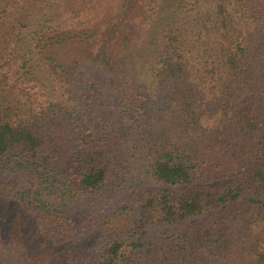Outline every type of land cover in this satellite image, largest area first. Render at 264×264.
Wrapping results in <instances>:
<instances>
[{"label":"trees","instance_id":"16d2710c","mask_svg":"<svg viewBox=\"0 0 264 264\" xmlns=\"http://www.w3.org/2000/svg\"><path fill=\"white\" fill-rule=\"evenodd\" d=\"M0 170V264H264V0H0Z\"/></svg>","mask_w":264,"mask_h":264},{"label":"rangeland","instance_id":"374dc122","mask_svg":"<svg viewBox=\"0 0 264 264\" xmlns=\"http://www.w3.org/2000/svg\"><path fill=\"white\" fill-rule=\"evenodd\" d=\"M68 89V88H66ZM74 91V94L76 91L71 88L69 89ZM66 91L60 90V94L64 95L63 100H70L68 97V94H65ZM60 96V95H59ZM72 102V101H71ZM77 101L74 102L76 104ZM104 102L105 104H109V99L105 96L104 97ZM77 110H84L87 111L86 107H77ZM105 114H113L115 115L114 120L117 122L118 125L122 127H130L131 123L128 121L126 118L118 114L115 110V108H108L107 106L103 110ZM0 181H5L7 183H12L15 180L11 177H9L8 173L2 172L0 170ZM15 182H18L19 187L26 189L29 186L32 185V181H28L25 179H20ZM44 199L54 205V207L62 212H68L71 215L74 216H80V215H86L88 213L95 214L98 213L99 210L101 209L102 211H108L114 208L116 203L118 202V198H114L113 200H110L106 202L105 204L102 205H96L92 206L86 196L83 195H78V196H66V197H60L58 195H44ZM0 204L3 205L5 204L7 207H5V210H3L4 215L9 216L5 217L6 219L9 220V222L6 224V228H4L5 233L7 234L8 237L20 241L22 236L27 237L28 239L33 235L31 232V227L27 226V224H24L23 221L20 219V215L18 212H16L13 209H10V206L4 202L0 201ZM34 238V237H32ZM38 250V249H37ZM66 254L59 256L56 254L54 251H48L46 248H41L38 250V254L34 257V262L35 264H63L64 259L66 258Z\"/></svg>","mask_w":264,"mask_h":264}]
</instances>
